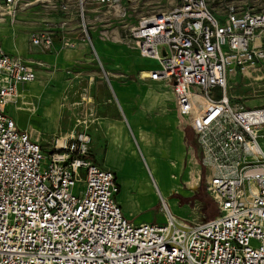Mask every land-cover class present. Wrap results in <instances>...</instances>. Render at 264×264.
I'll return each mask as SVG.
<instances>
[{"label": "built area", "instance_id": "obj_1", "mask_svg": "<svg viewBox=\"0 0 264 264\" xmlns=\"http://www.w3.org/2000/svg\"><path fill=\"white\" fill-rule=\"evenodd\" d=\"M135 1L0 0V22L14 24L28 6L47 4L75 10L86 40L89 4L124 15ZM168 2L125 32L155 64L139 78L165 82L193 130L200 168L188 185L203 179L216 215L196 224L170 212L163 223L133 222L116 200L115 173L85 156L87 125L48 149L18 128L7 106L36 72L0 45V264H264V105H243L227 93L229 75L264 63V6L227 4L216 16L207 0ZM54 34L44 26L29 40L49 50Z\"/></svg>", "mask_w": 264, "mask_h": 264}, {"label": "rangeland", "instance_id": "obj_2", "mask_svg": "<svg viewBox=\"0 0 264 264\" xmlns=\"http://www.w3.org/2000/svg\"><path fill=\"white\" fill-rule=\"evenodd\" d=\"M232 3L244 7L262 8L264 6V0H207L209 8L216 16L223 14L225 6ZM169 6L168 0H136L131 10L122 15L110 12L98 4L91 3L88 5L89 37L85 40V35L75 33L79 35L75 38V41L87 43L88 50L83 55L74 53L73 59L58 63L57 66L52 63L51 66L54 69L51 86L60 94L61 122L56 134L50 137L44 135L45 140L38 141L42 147L48 149L59 137L65 136L73 129L80 132L86 125V132L91 138L90 134L95 132L96 119L100 115L119 116L121 108L115 93L119 86L131 87L132 99L137 107L140 105L141 90L143 87L148 88L151 83L139 79V69H142L143 66L155 64L144 59L139 60L142 65L137 62L136 50L129 41L125 28L140 15L158 9L164 10ZM7 31L9 30L0 29V35ZM11 40L13 41V37L10 35L3 37L0 42L1 48L5 50ZM65 48L69 47L64 46L49 53L61 54ZM43 63L36 64L41 67L44 66ZM227 93L233 98V101L243 105H264V63L249 71L248 74L237 71L235 74L229 75L227 78ZM83 98H90L91 101ZM192 99L198 109L204 107L205 103L198 96L194 95ZM10 110L11 107L9 106L8 112ZM53 115L54 108L52 106L43 109V116L46 119H43L45 122L44 132L55 126ZM66 122L70 123L69 129L65 128L67 127V125L65 126ZM29 134L32 138L37 136L36 132ZM94 139L97 147L103 149L101 139L94 137L93 141ZM93 141L90 139L85 154L92 161L91 153L96 148V144L92 145ZM260 143L264 149V140H261ZM197 154L198 149L195 141L192 144L190 141L187 157L198 163ZM103 161L106 166L116 170L118 184L120 185V192L116 195V200L121 203L123 198L126 199L127 207L123 205L122 209L136 223H163L168 212H170L178 220L196 224L210 217L211 213H217V207L209 199L210 196L206 191L202 178L198 180V185L194 190L186 186L187 181L197 180L199 166H197L198 170L195 171L192 179V174L188 171L189 168L185 169L180 176L170 168L168 180L162 181L158 176V172L154 170L152 163L145 158L146 167L154 177L159 189V191H156L150 179L151 187L154 189L153 192L132 161L120 162L121 171L118 170L115 159L105 157ZM147 168L146 171H148ZM171 187L173 192L167 195L164 190H169ZM127 208L128 211H126ZM130 209L136 211L130 213Z\"/></svg>", "mask_w": 264, "mask_h": 264}, {"label": "crops", "instance_id": "obj_3", "mask_svg": "<svg viewBox=\"0 0 264 264\" xmlns=\"http://www.w3.org/2000/svg\"><path fill=\"white\" fill-rule=\"evenodd\" d=\"M63 20H66V24L62 28H59L58 26ZM44 26H49L55 33L53 44L49 50H43L40 47L34 46L29 40L31 31ZM0 29L9 30L5 32L6 34L0 35V42L5 36L10 35L13 37V41L11 40V43L4 51L24 57L33 64L36 72L34 80L19 84L18 95L15 101L7 106V113L14 117L11 116L18 128L26 130L29 133H37V136L31 137L33 140L37 142L44 141L46 135L50 137L56 134L61 122L60 94L51 86V77L54 73V69L51 68L52 63H55L57 66L58 63H64V61L73 59L74 53L83 55L88 50L87 43L75 41V38L79 36L75 33H80L77 15L75 14V10L64 14L58 8L47 4H32L18 13L14 24H10L7 19L0 22ZM64 40L72 42L74 46L65 48L61 54L49 53L52 50L64 47L62 45ZM136 55L138 57L137 62L140 65H142L139 62L140 59L148 60L141 57L137 51ZM42 62H44V66H37L38 64L36 63L41 64ZM153 66H143L142 69H139V72H146ZM139 79L150 82L151 85H148V88H142L140 105L138 107L131 96L132 88L119 86L115 93L120 103V115L116 117L100 115L96 119V130L93 134H90L91 141H93L94 137H99L103 143V149L97 147L94 139L92 145L96 144V148L92 151L91 157L95 163L111 169L116 175L117 182L116 170L104 164L103 160L105 157L115 159L120 171L122 170L119 167L120 162L132 161L138 167L140 174L145 178L148 187L154 192L150 179L156 191H159V189L154 177L146 167L145 158L155 167L154 170L158 172V176L162 181L168 180L170 168L179 176L185 169L189 168L188 171L192 174V179L199 165H197L198 163L194 159L187 157L190 141L191 144L195 141L194 133L186 122L179 117L175 109L172 89L162 81H155L149 78ZM9 106L12 111L8 112ZM48 106L54 108L53 117L55 119V126L44 132L45 122L43 119H46L43 116V109ZM66 125L67 127L65 128L69 129L70 123L66 122ZM146 168L148 171H146ZM187 182L186 186L190 189ZM192 189L194 190V188ZM164 192L168 195L170 192H173V188L164 190ZM118 203L121 209L123 205L127 207L125 198L122 199L121 203ZM126 211H128V208ZM129 211L133 213L136 210L130 209ZM123 212L129 217L125 211Z\"/></svg>", "mask_w": 264, "mask_h": 264}, {"label": "bare ground", "instance_id": "obj_4", "mask_svg": "<svg viewBox=\"0 0 264 264\" xmlns=\"http://www.w3.org/2000/svg\"><path fill=\"white\" fill-rule=\"evenodd\" d=\"M145 72V71H144ZM83 99H85V100H87V101H91V99L90 98H83ZM62 137V138H61ZM60 138H58V141H57V143H58V146H60V145H62L63 144V142H64V140H65V137H63V136H61ZM150 167V166H149ZM153 168V167H152ZM155 168V167H154Z\"/></svg>", "mask_w": 264, "mask_h": 264}, {"label": "trees", "instance_id": "obj_5", "mask_svg": "<svg viewBox=\"0 0 264 264\" xmlns=\"http://www.w3.org/2000/svg\"><path fill=\"white\" fill-rule=\"evenodd\" d=\"M209 199H211V198H209ZM211 201H213L212 199H211ZM214 203V202H213ZM215 204V203H214ZM216 215V213H211L210 214V217H208V218H211V217H213V216H215Z\"/></svg>", "mask_w": 264, "mask_h": 264}]
</instances>
